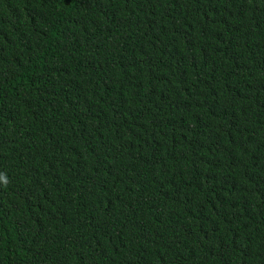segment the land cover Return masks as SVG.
<instances>
[{"label": "trees", "instance_id": "1", "mask_svg": "<svg viewBox=\"0 0 264 264\" xmlns=\"http://www.w3.org/2000/svg\"><path fill=\"white\" fill-rule=\"evenodd\" d=\"M0 264H264V0H0Z\"/></svg>", "mask_w": 264, "mask_h": 264}]
</instances>
